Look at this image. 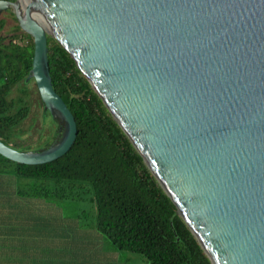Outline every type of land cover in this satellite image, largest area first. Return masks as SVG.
Returning <instances> with one entry per match:
<instances>
[{"label":"water","instance_id":"95a60500","mask_svg":"<svg viewBox=\"0 0 264 264\" xmlns=\"http://www.w3.org/2000/svg\"><path fill=\"white\" fill-rule=\"evenodd\" d=\"M33 41L57 142L0 155L36 166L77 136L54 91L50 33L71 56L210 264H264V0H0Z\"/></svg>","mask_w":264,"mask_h":264},{"label":"trees","instance_id":"16d2710c","mask_svg":"<svg viewBox=\"0 0 264 264\" xmlns=\"http://www.w3.org/2000/svg\"><path fill=\"white\" fill-rule=\"evenodd\" d=\"M3 26L0 20V29ZM47 47L53 89L75 119V142L61 158L44 165H22L0 155V173H12L32 197L84 201L88 193L94 219L87 225L80 212L82 222L103 234L117 251L138 255L149 264H210L71 56L48 36ZM33 49L32 38L19 26L11 36H0V141L19 152L45 150L62 133L43 104L42 115L55 125L52 140L35 150L42 135L22 140L17 131L31 111ZM16 88L20 95L14 99Z\"/></svg>","mask_w":264,"mask_h":264},{"label":"crops","instance_id":"0c3cea01","mask_svg":"<svg viewBox=\"0 0 264 264\" xmlns=\"http://www.w3.org/2000/svg\"><path fill=\"white\" fill-rule=\"evenodd\" d=\"M22 186L12 173H0V264L141 262L87 226L93 218L86 225L79 212L66 211L74 201L28 196Z\"/></svg>","mask_w":264,"mask_h":264},{"label":"rangeland","instance_id":"374dc122","mask_svg":"<svg viewBox=\"0 0 264 264\" xmlns=\"http://www.w3.org/2000/svg\"><path fill=\"white\" fill-rule=\"evenodd\" d=\"M0 20L4 21V26L2 29H0V36L2 37L11 36L16 31V28L18 26V23L14 19L12 10H7L6 12H2L0 14ZM47 36L53 38L58 43V41L50 33H48ZM22 88L23 85L21 86V89ZM28 89L30 91L28 102L30 103L31 111L28 118L18 127L17 131L21 134L20 138L22 140L29 138L36 140L39 136L42 135L41 136L42 140L38 144H35L34 146L35 150H37L45 142H50L52 140V136L54 135L53 128L55 125L53 120L49 116H45L44 114L42 115V102L39 97L35 83L31 82ZM19 95L20 94L18 92V89L16 88L14 93L12 94V98L17 99ZM59 126L63 128L62 123H59ZM51 132L53 133L51 134ZM22 188L25 189V185H23ZM83 198H85L84 201H74L73 203H71V205H67L68 208L66 211L72 213L83 212L85 216L84 218L86 219V221L89 222L91 218L94 219V206L93 203L89 201L88 193L84 194ZM123 254L125 256H133L134 258H139L141 260L140 263L137 262L133 263L132 261L131 263H126V264H149L138 255L130 254L127 252H123Z\"/></svg>","mask_w":264,"mask_h":264}]
</instances>
